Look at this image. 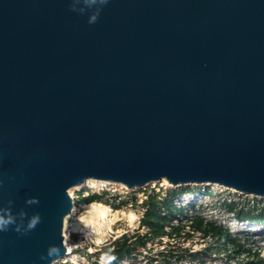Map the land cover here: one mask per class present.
<instances>
[{
	"label": "water",
	"instance_id": "1",
	"mask_svg": "<svg viewBox=\"0 0 264 264\" xmlns=\"http://www.w3.org/2000/svg\"><path fill=\"white\" fill-rule=\"evenodd\" d=\"M164 178L264 197V0H0V264L67 253L76 184Z\"/></svg>",
	"mask_w": 264,
	"mask_h": 264
},
{
	"label": "trees",
	"instance_id": "2",
	"mask_svg": "<svg viewBox=\"0 0 264 264\" xmlns=\"http://www.w3.org/2000/svg\"><path fill=\"white\" fill-rule=\"evenodd\" d=\"M209 187H199L190 184L156 189L151 187L145 191L144 198L138 202L137 196H132L130 202L127 197L119 193L112 194L107 188L100 191L91 190L84 195L83 190H79L80 199L84 203L105 201L115 209L122 208L129 204L139 205L142 213L139 218V225L133 232H125L122 235L107 240L95 252L96 255L102 253L107 256V263H100L97 259L92 260V264H120L126 260H132L131 264H179L188 259L196 264H205L202 255L206 254L211 245L203 250L185 246V241L193 237L194 233H200L205 238H211L217 244V248L224 250L228 257L233 258L241 253L251 254L238 236L217 220L209 219L199 212L198 205H183L176 203V198L184 193L202 192L210 195ZM112 198V200H110ZM225 200V210L232 212L240 221H256L264 223V203L251 204L247 199ZM241 204V205H240ZM202 205V204H201ZM202 207V206H201ZM181 240V250L160 249L153 255H144L145 261L139 259V248H149V243ZM183 242V244H182ZM169 246V245H168ZM86 247L79 249L85 252ZM90 257V255H88ZM253 264H264L262 261H251ZM182 263V262H181Z\"/></svg>",
	"mask_w": 264,
	"mask_h": 264
},
{
	"label": "rangeland",
	"instance_id": "3",
	"mask_svg": "<svg viewBox=\"0 0 264 264\" xmlns=\"http://www.w3.org/2000/svg\"><path fill=\"white\" fill-rule=\"evenodd\" d=\"M185 185V184H184ZM194 186V184H190ZM199 187H211L208 188L210 195H204L202 192H197L195 198V205H198L199 212L207 216L209 219H214L222 223L224 226H227L235 236H238L241 239V242L245 245L246 248L250 249L251 254L247 252L241 253L236 257L230 258L227 256L224 250L218 249L216 242L211 240V238H205L200 233H194L193 237L188 241H185L184 245L195 248L196 250H203L204 248L211 245V248L207 250L206 254L202 255L201 258L205 260V264H253L251 261H262L264 263V231H255L250 228L241 227L240 221H237V218L234 216L232 212H228L225 210V205L223 201L225 200H237L236 202L247 199L251 204H263L264 197L255 196L252 194H246L239 191H235L234 189L225 188L223 190L216 189L215 186L207 185V184H195ZM86 186V185H84ZM179 186V185H178ZM151 187L156 189L159 188H169L175 187L172 186L167 180L162 179L160 182L154 181L150 184L144 185L143 187H118V189L110 190L112 194L119 193L123 196V198L127 197L128 200L132 201V196H137L138 202H140L144 198V194L146 190H149ZM93 188V187H92ZM110 189L108 187H104ZM96 189V188H94ZM79 190L73 191V198L76 203L74 208V213L68 214L64 221L63 233H64V242L65 245L68 244L70 246V250L74 253H79V258L75 259L76 263L73 264H92V260L97 257L98 259L105 261L106 257L103 256L102 253L96 255V251L102 246L107 240L114 239L125 232H133L136 227L139 225V218L142 213V208L139 205L129 204L119 209H115L111 206V204L101 201L102 203L108 205L117 213H121L119 218L115 220L111 224L110 229L106 228L104 234L100 235L99 229H91L90 218L86 217L87 208L85 207L89 203H84L80 199V195L78 193ZM117 190V191H115ZM86 195L85 190H83ZM91 191V190H90ZM71 195V192H69ZM112 200V198L110 199ZM176 203L180 204V201H176ZM192 203V202H191ZM182 204V202H181ZM202 204V205H201ZM241 205V204H240ZM202 206V207H201ZM122 211V212H121ZM133 212L135 214L134 218L129 216V213ZM73 213V214H72ZM71 215V216H70ZM87 220H86V219ZM80 220V221H79ZM133 221V222H132ZM252 223L256 221H251ZM250 223V222H249ZM88 224V225H87ZM242 226L249 227L242 224ZM245 228V229H244ZM74 229H77L76 231ZM94 230V232H90ZM97 233V234H96ZM105 235V236H104ZM166 241V240H165ZM158 242L157 240L154 243H149V248H139V259L141 261H145L144 255L149 254L153 255L160 249H176L178 251L181 250V240L172 241L171 244H166V242ZM183 244V242H182ZM67 246V245H66ZM86 247L85 252L90 255H83L86 253H81L79 249H83ZM91 252V253H89ZM70 255V256H69ZM64 255V257H71L72 254ZM105 256V255H104ZM65 257V258H66ZM72 258V257H71ZM73 259V258H72ZM74 260V259H73ZM132 260H126L121 262L120 264H131ZM182 262V263H181ZM179 264H196L195 262H191L188 259L181 261ZM72 263V261L68 260L66 263L61 261L54 262L53 264H68Z\"/></svg>",
	"mask_w": 264,
	"mask_h": 264
},
{
	"label": "bare ground",
	"instance_id": "4",
	"mask_svg": "<svg viewBox=\"0 0 264 264\" xmlns=\"http://www.w3.org/2000/svg\"><path fill=\"white\" fill-rule=\"evenodd\" d=\"M164 180H167V179L164 178ZM84 185H86L88 187L96 188L95 190L103 188V187H108V188L125 187V185H122V184H109V183L96 182L94 180H89L86 184L80 183V184H76L75 186L71 187L69 189V192H71V196H73L72 190H78V189L84 187ZM212 186H215L219 189H225V188L234 189V188H230V187H226V186H220L218 184H212ZM234 190L237 191L236 189H234ZM85 207L87 208L86 210H87V214H88V216L87 215H85V216L87 218L88 217L90 218L89 220H90L91 229L92 228L99 229L100 233L98 232V234H100V235L104 234V231L106 230V228L110 229L111 224L113 222H115V220L117 218H119L120 217L119 215L121 214V213L118 214L117 211H114L108 205H106L102 202H92V203L87 204ZM73 213H74V211H73ZM129 216L131 218H134L135 214L133 212H130ZM243 223L244 222H242V224ZM242 224H240L241 227L250 228V229H253L255 231H260V230L264 231V223H259L256 225L253 223H248V224L245 223V225H247L249 227L242 226ZM74 230L76 231L77 229H74ZM90 232H94V230H91ZM66 245H67V253L65 255L67 256L69 254H72L71 257L75 260L77 257V254L70 250V246L68 244H66Z\"/></svg>",
	"mask_w": 264,
	"mask_h": 264
},
{
	"label": "built area",
	"instance_id": "5",
	"mask_svg": "<svg viewBox=\"0 0 264 264\" xmlns=\"http://www.w3.org/2000/svg\"><path fill=\"white\" fill-rule=\"evenodd\" d=\"M85 187V192H86V195L90 192V189L91 190H95L94 188H92V187H88V186H84ZM102 189H104V187L103 188H100V189H97L96 191H100V190H102ZM112 189H118V188H110L109 190H112ZM219 190H222V189H219ZM115 191H117V190H115ZM84 192V191H83ZM85 195V194H84ZM72 199H73V207H72V211L71 212H73V209L75 208V206H76V203H75V201H74V198H73V196H72ZM89 253H91V252H89ZM77 254V257H76V259L77 258H79V253H76ZM84 256L85 255H88L87 253L86 254H83ZM103 256H101V257H106V259H105V261H102V260H100V259H98L97 257H95L94 258V260L95 259H97L98 260V262H100V263H107L108 262V259H107V256L105 255V254H102ZM105 255V256H104ZM63 261V262H67L68 260H70V261H72V263H68V264H73V263H76L75 262V260H73L71 257H60V258H58L55 262H58V261Z\"/></svg>",
	"mask_w": 264,
	"mask_h": 264
},
{
	"label": "clouds",
	"instance_id": "6",
	"mask_svg": "<svg viewBox=\"0 0 264 264\" xmlns=\"http://www.w3.org/2000/svg\"><path fill=\"white\" fill-rule=\"evenodd\" d=\"M212 186V185H211ZM83 188V187H82ZM209 188H211V187H209ZM216 188V187H215ZM81 189V188H80ZM216 189H219V188H216ZM84 190H85V187H84ZM91 190V189H90ZM223 190V189H222ZM194 194H197V192H193ZM200 193V192H199ZM203 194V193H202ZM204 195H207L208 196V194H204ZM182 195H180V196H178L177 198H176V201H180V204H181V200H179V197H181ZM175 201V202H176ZM182 204L183 205H189V204H184L183 202H182ZM192 204H194V203H192ZM237 221H240V220H238L237 219ZM241 222V224H242V222H244V223H252L251 221H240ZM260 222H254L253 224H259Z\"/></svg>",
	"mask_w": 264,
	"mask_h": 264
}]
</instances>
